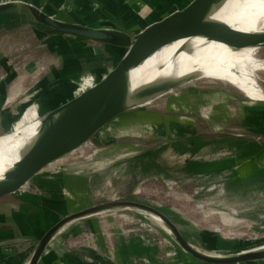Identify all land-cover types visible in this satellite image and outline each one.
<instances>
[{"label":"rangeland","instance_id":"obj_1","mask_svg":"<svg viewBox=\"0 0 264 264\" xmlns=\"http://www.w3.org/2000/svg\"><path fill=\"white\" fill-rule=\"evenodd\" d=\"M36 1L38 5L33 0H28L27 3L59 20L121 30L135 36L156 16L164 17L175 9L183 8L190 0H105L106 3L103 0ZM13 3L14 6L0 13L3 21L20 20L14 22V40L11 39L14 49L10 53L0 52V79L6 73L3 71L6 64L15 66L21 93L12 103H0V123L4 121L2 116L5 114L11 116L13 126L18 123L16 131L4 135H15L31 123L41 120L54 106L73 99L87 91L89 86H96L100 81L93 85L91 82L85 84L83 79L99 69L106 76L117 65L116 58L120 56L119 59H123L127 54V50L122 54L110 51L104 42L57 32L34 16H1L11 10L20 9L19 13L31 11L21 5L23 0H15ZM223 24L242 28L247 23L232 20L230 23L224 21ZM252 28L254 36L262 38L264 47V27L253 24ZM260 56L264 59V48ZM258 76L264 89V70L258 71ZM232 85L234 86L229 80H195L183 85L184 87H178L158 101L155 99L149 104L129 107L123 112V116H150V124L125 135L124 130L115 131V126L121 130L117 122L123 116H119L95 133L96 143H84L46 165L40 172L61 170L64 174L55 180L63 179L69 189L65 201L56 206L58 221L103 202L134 200L149 204L166 214L188 242L201 252L232 256L248 249L264 248V174L259 171L260 167H264V114H254L256 119L251 121L255 123L253 125L230 120L229 126L223 129L224 132L207 130L206 133L202 122L204 118L199 116L198 123L202 126L200 131H185L180 134L174 132L179 137L175 140L177 143L190 145L178 148L176 153L181 155L195 152V149H189L203 142V136L206 135L236 141L225 152L232 157L224 159L223 166L219 168L213 167L214 162H208L207 170L201 171L194 166L195 161L189 159L175 173H169L159 165L136 163V159L144 153L161 151L174 143L171 135L164 134L165 128L159 126L158 120L170 123L167 103L176 93H184L191 88L227 91L226 87H231L229 93L233 96L264 104V101L248 99L239 88ZM237 105L238 103L236 111L241 104ZM207 114L209 113H202L205 118H208ZM177 115L182 117L177 118L178 121L197 116ZM171 119L179 124L176 118ZM214 127L218 126L214 124ZM120 135L122 136L119 137ZM124 138L132 140L121 142L130 147L128 155L124 150L126 146L118 143ZM136 142L138 143L135 144ZM44 191L42 185L32 181L21 191L1 196L0 207L5 204L6 207H13V202L17 204L25 193L41 198ZM95 222L101 228H106L105 234L111 239L114 264H118L115 259L119 256V248H124V252L132 257L126 264H264V258L236 263H209L198 259L179 244L165 224L149 212L137 208H108L73 219L63 225L54 237L61 230L70 227L81 230ZM82 232H87L83 234L85 243L91 246L97 243L98 238L92 241V233L88 234L86 230ZM100 233L104 234V231L101 230Z\"/></svg>","mask_w":264,"mask_h":264},{"label":"crops","instance_id":"obj_2","mask_svg":"<svg viewBox=\"0 0 264 264\" xmlns=\"http://www.w3.org/2000/svg\"><path fill=\"white\" fill-rule=\"evenodd\" d=\"M14 1L15 0H0V4ZM27 1L28 0H23V2L26 3ZM33 1L38 5V1ZM103 1L105 2V0ZM72 5H74V3H72ZM16 21L20 20L3 21L2 17H0V46L4 48L0 49V52L4 54L10 53L14 49V43L11 42V39L14 40V35L12 34H14L13 30L15 31L14 22ZM78 38L75 39L79 41ZM108 49L115 52L119 51L121 54L125 53V49L111 46H108ZM119 57L116 58L117 65L122 60L119 59ZM101 70L102 69H99L95 73L88 74L83 79V82L85 84L89 82L93 84L97 81H103L105 76L102 74ZM3 71H6V73L2 74L0 79V103L9 104L20 95L21 92L20 89H18L20 88V83H17L18 79L15 73V66H8V64H6ZM89 88H91V86H89L88 89ZM230 88L231 87H226L228 92L225 90L211 91L191 88L184 91V93L171 96L167 103V111L169 112L168 114L171 115L169 118L170 123H165L163 119H159L158 124L163 129L165 128L164 134H169L173 137L171 140H173L174 143L161 149V151L156 150L154 153L151 151L149 154L146 153L148 155L144 153L140 156L142 159L140 157L136 159V163L141 165L146 164L148 166L159 165L160 168L167 170L169 173H175V170L183 166V163L187 162L189 159L194 160L196 164L194 166L201 171L207 170L206 167H208V162H214L215 165H212L213 167L219 168L223 166L224 159H230L232 157L228 155L229 153L225 152H228L231 143L235 144L236 141L233 142L229 140V138L215 135H206L203 136V142L189 149H195V152L181 155L176 153L179 150L178 148L182 145L183 147H188L190 145H186L182 142L177 143L175 140L179 138L176 136L180 134V132L188 131L192 133L194 130L200 131L202 126L198 123L199 116L204 118L202 122L204 124L203 129L206 130L205 133L207 130L224 132L223 129L229 126L228 121L230 120H235V122L243 121L247 123V125L255 124L251 123L252 120L255 121L256 119V115L254 114H264V104L250 102L241 99L239 96L235 97L233 94L229 93L231 90ZM236 103H238V105L245 104L246 106L240 105L239 109L236 111ZM57 107L58 105L54 106L51 111ZM241 110H243V112H241ZM203 112L209 113L207 114L209 115L208 118H205L203 116L204 114L202 115ZM177 114H196L197 116H195L194 119H183L178 121L177 118L182 119V117H179ZM171 118H176L179 124ZM2 119L4 121L0 123V133H2L3 130L9 129L12 124L10 115L5 114L4 117L2 116ZM117 123H119L118 127H120L121 130L115 126V131L116 129L118 130L117 132H122V130H124L123 133L126 135L129 134L130 131H137L140 127L148 126L150 124V116L134 118L123 117ZM214 124L218 127H214ZM121 136L122 135L119 137ZM125 140L131 139H120L118 143L126 146L124 150L127 151L126 155H128L130 147L121 143ZM137 143L138 142L135 144ZM259 171H261V174H264V167H260ZM255 173L259 174L257 171ZM41 174L40 177L43 178H46L48 175V173H43V171ZM41 183L44 185H42V187L45 189L44 193H42L43 197L38 198L36 195L25 193L17 204L13 202V207H6V204L0 207V264H28L39 240L45 235L47 230L58 221L59 216L56 206L65 201V197L69 190L66 181L63 179L58 181L53 179L47 182L45 179H42ZM85 227L87 228L81 230L78 228L75 230L70 227L57 233V235L50 240L36 264H114L113 257L115 255L112 253L113 250H111V239L105 234L106 228H101V225L97 222H95L94 225L90 224ZM82 230L88 231V234L92 233L94 236L92 241L98 238L97 243L95 242L93 246L85 243L86 241L83 234L87 232H82ZM101 230L104 231V234L100 233ZM131 258V256L124 252V248H119V256H117L115 260L118 264H126L131 261Z\"/></svg>","mask_w":264,"mask_h":264},{"label":"water","instance_id":"obj_3","mask_svg":"<svg viewBox=\"0 0 264 264\" xmlns=\"http://www.w3.org/2000/svg\"><path fill=\"white\" fill-rule=\"evenodd\" d=\"M220 1L221 0H190L183 8L175 9L164 17L156 16L155 19L151 20V22L135 36L111 28H94L91 26L69 23L54 18L52 15L47 14L31 3L23 2L21 5L28 7L37 20L53 27L57 32L111 45L129 44L133 48L138 49L141 47L142 43L147 41H150L151 44L153 42L159 44L161 41L170 42L174 40L177 35H181L187 31L185 23L196 12L200 14L201 18L200 26L196 33L207 35L225 44H231L238 33L235 28L223 23L205 20L213 5ZM12 6H14L13 2L1 3L0 13L8 10ZM116 71L117 67H114L107 75L111 76ZM182 82H177L174 85L161 84L146 87L133 96L135 101L131 105H126L127 102L124 97L120 96L104 100L97 99L92 101L71 102L50 111L45 117L39 120V129L36 136L25 147L19 162L2 180L0 197L5 194L20 191L22 188H26L32 181H35V184L38 183L43 185L41 183L42 179L48 182L59 178L64 174L61 170L50 171L46 178L40 177L38 173H41L40 171L50 162L69 153L84 143H90V141L96 143L94 141L95 133L105 124L112 123L115 118L119 116L122 117L123 112L127 108L137 104H148V102L150 103L153 101L150 98L156 93H165L170 88L176 87ZM140 116L145 117V115L141 114L129 118ZM17 125L18 123L13 126L12 123L10 128L3 130L0 135L16 131ZM117 207L137 208L159 216L167 228L175 235L179 244L184 249L191 252L195 257L203 261L209 263H236L264 258V248L248 249L232 256H215L201 252L188 242L175 223L159 209L139 201L115 200L93 205L65 216L56 222L39 240L28 264L37 263L55 233L66 223L79 217L92 215L108 208Z\"/></svg>","mask_w":264,"mask_h":264},{"label":"bare ground","instance_id":"obj_4","mask_svg":"<svg viewBox=\"0 0 264 264\" xmlns=\"http://www.w3.org/2000/svg\"><path fill=\"white\" fill-rule=\"evenodd\" d=\"M19 10H11L10 13L1 16L7 14L25 15L30 18L34 16L29 10L23 11L24 13H19ZM205 20L217 23L224 21L230 23L236 20L246 21L247 24L242 28L235 27L238 31L237 36L231 44H225L207 35L196 33L201 22L200 14L196 12L185 23L187 31L177 35L170 42L151 44L147 41L138 49L129 44H106L127 50L125 57L116 66L117 71L111 76L107 73L104 80L96 86L58 107L71 102L104 100L120 96L124 97L126 105H131L135 101L133 96L146 87L174 85L184 81L165 93H156L150 98L158 101L180 86L205 78L214 81L229 80L234 84L232 86L239 88L248 99L264 101L263 84L258 76V71L264 70V59L260 56L264 47L261 43L262 38L254 36L252 31L253 24L264 27V0H221L213 5ZM256 60L258 62H254ZM122 63L124 64L121 65ZM39 123L37 121L15 135L0 137V188L5 175L19 162L25 147L36 136ZM151 215L164 224L159 216ZM167 229L172 233L169 228Z\"/></svg>","mask_w":264,"mask_h":264}]
</instances>
